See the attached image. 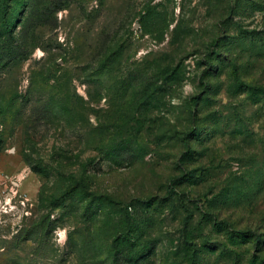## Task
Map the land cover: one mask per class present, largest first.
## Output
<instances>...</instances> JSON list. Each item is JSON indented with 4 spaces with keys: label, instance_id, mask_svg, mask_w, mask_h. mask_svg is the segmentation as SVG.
<instances>
[{
    "label": "rangeland",
    "instance_id": "obj_1",
    "mask_svg": "<svg viewBox=\"0 0 264 264\" xmlns=\"http://www.w3.org/2000/svg\"><path fill=\"white\" fill-rule=\"evenodd\" d=\"M259 89L264 0H0V264H264Z\"/></svg>",
    "mask_w": 264,
    "mask_h": 264
},
{
    "label": "trees",
    "instance_id": "obj_2",
    "mask_svg": "<svg viewBox=\"0 0 264 264\" xmlns=\"http://www.w3.org/2000/svg\"><path fill=\"white\" fill-rule=\"evenodd\" d=\"M62 10V7H57L55 9L54 12H58ZM6 16H7V11L4 9L2 11V20L5 24V20H6ZM43 22V21H42ZM249 38L250 40H252L251 37H247ZM259 91L263 92L264 90H261L259 89ZM184 224H186V222H184ZM136 232L134 230H132L131 228H126L123 230L122 232V235L117 237L113 242H112V255L114 258L118 257V256H121L122 253L125 251L126 253H131L133 251H135L138 247H139V244L138 243H134V239H137L138 237H136ZM236 238L239 240H250L251 237H249V235H247L246 233L244 232H241V233H237L235 234ZM247 238V239H246ZM255 243L258 244L259 241L258 239L256 238L255 239ZM191 246H194L193 244ZM192 249V255H191V262L193 261L194 259V251H195V248H191ZM144 256H146V254H139L136 259H134L135 262H139V264H148V263H144L145 261H143L142 259L144 258ZM112 264H115V263H112Z\"/></svg>",
    "mask_w": 264,
    "mask_h": 264
},
{
    "label": "clouds",
    "instance_id": "obj_3",
    "mask_svg": "<svg viewBox=\"0 0 264 264\" xmlns=\"http://www.w3.org/2000/svg\"><path fill=\"white\" fill-rule=\"evenodd\" d=\"M188 91H191V86H186Z\"/></svg>",
    "mask_w": 264,
    "mask_h": 264
}]
</instances>
